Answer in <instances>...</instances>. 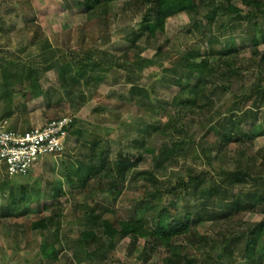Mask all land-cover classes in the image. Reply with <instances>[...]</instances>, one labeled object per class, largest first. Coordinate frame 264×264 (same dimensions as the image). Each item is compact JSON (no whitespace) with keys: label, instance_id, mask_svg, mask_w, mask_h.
Returning <instances> with one entry per match:
<instances>
[{"label":"rangeland","instance_id":"obj_1","mask_svg":"<svg viewBox=\"0 0 264 264\" xmlns=\"http://www.w3.org/2000/svg\"><path fill=\"white\" fill-rule=\"evenodd\" d=\"M253 1L197 0L152 35L142 0L90 13L84 0H0V128L74 121L65 152L27 175L0 163V264H252L247 234L264 221V0ZM117 161L134 163L125 180ZM162 211L192 214V231L160 245ZM130 219L145 236L112 241L101 227ZM260 250L264 264V227Z\"/></svg>","mask_w":264,"mask_h":264},{"label":"trees","instance_id":"obj_2","mask_svg":"<svg viewBox=\"0 0 264 264\" xmlns=\"http://www.w3.org/2000/svg\"><path fill=\"white\" fill-rule=\"evenodd\" d=\"M117 1H121V0H84L83 4L85 7V11L87 13H90L97 8L99 9L108 8L109 4ZM241 1L244 3H248L247 2L248 0H241ZM249 1L250 3L255 2L253 0H249ZM142 3L148 5V9H147L148 11L146 12L143 20V27L146 28L148 32H150L152 35L155 34L157 31L164 30L167 19L179 15L181 13L197 11L198 9L197 0H142ZM261 38L262 41L264 42V32L262 33ZM253 45L258 46V41L255 40ZM228 52H229L228 49L223 48L221 51H219V54H228ZM262 62H264V57L262 58ZM206 64L207 61L204 60L203 67ZM196 67L198 69L195 68L193 72L200 70L199 65H196ZM227 73H231V74L234 73L233 68L229 69ZM261 127L263 128L264 124L261 125ZM233 135L234 133L232 131L221 134V146H226L229 142H231L233 139L232 137ZM99 163H100L99 167L103 168L105 167L106 160L99 161ZM89 165L90 164L86 166L84 165L83 167L84 169H81L77 172L78 174H82L83 176H85L84 177L85 180L86 179L90 180V178L92 176H95L96 174L97 166H93V165L89 166ZM133 166L134 163L130 161H126V162L117 161L115 174L121 180H125L126 171L129 172L133 168ZM227 175H230L232 177L231 178L232 180L242 183L245 181V177L247 174L241 171H236V172L227 173ZM24 192L25 190H23V196L25 195ZM239 205H240L239 201L232 203L231 206L233 208V211L238 210ZM243 206L244 208L250 207V205H246V204H244ZM223 215H221V218L223 217ZM87 216H88L87 217L88 222L91 224L95 223L94 221L99 218L96 217L94 210L88 211ZM197 218L199 217H196V219ZM48 223L49 222L47 220H41L34 223L33 228L45 230L48 226ZM193 223H194V218L190 213L185 214L184 218L173 219V217L171 216V212L162 211L158 215V220L156 227L154 228L153 237L155 238V241L158 242L160 245L169 246L171 245L174 238L190 233L192 231L191 226ZM101 227L103 228L104 232L110 236L112 241L125 239L127 237H132L133 240H136L139 237L145 236V230H146L145 222L136 219H130L127 221H121L117 223H112L110 221H103L101 223ZM263 227H264V221L252 225L249 228V233L247 234L248 241L245 248L246 260L251 261L252 264H263L261 260V255L263 253V250L258 251L259 254L258 259H254L253 257L254 247L257 241V235ZM95 240H96V235L92 231L83 234V241H84L83 244H89V242H93ZM174 256H176V254H174Z\"/></svg>","mask_w":264,"mask_h":264},{"label":"built area","instance_id":"obj_3","mask_svg":"<svg viewBox=\"0 0 264 264\" xmlns=\"http://www.w3.org/2000/svg\"><path fill=\"white\" fill-rule=\"evenodd\" d=\"M70 117L49 121L41 128L25 132L0 128V163L12 178L27 175L46 156L60 155L73 126Z\"/></svg>","mask_w":264,"mask_h":264}]
</instances>
